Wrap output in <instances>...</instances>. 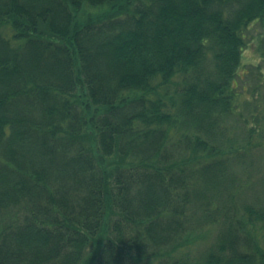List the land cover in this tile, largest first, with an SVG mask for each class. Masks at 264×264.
Returning a JSON list of instances; mask_svg holds the SVG:
<instances>
[{
    "label": "trees",
    "instance_id": "1",
    "mask_svg": "<svg viewBox=\"0 0 264 264\" xmlns=\"http://www.w3.org/2000/svg\"><path fill=\"white\" fill-rule=\"evenodd\" d=\"M254 24L264 0H0V264H193L196 233L264 264L228 125Z\"/></svg>",
    "mask_w": 264,
    "mask_h": 264
},
{
    "label": "rangeland",
    "instance_id": "2",
    "mask_svg": "<svg viewBox=\"0 0 264 264\" xmlns=\"http://www.w3.org/2000/svg\"><path fill=\"white\" fill-rule=\"evenodd\" d=\"M248 34L251 40L243 53L242 65L234 82L238 93L234 115L228 120L229 135L234 138L242 136L246 143L250 141L252 146L248 156L255 157L249 172H238L240 183L236 188L241 198L246 200L252 191H264V50L261 49L264 41L259 39L264 32L261 24H254ZM213 234L210 230V243L214 240ZM191 240L183 249L184 253L189 252L186 256L190 263L205 264L204 253L211 247L206 243L207 235L201 237L196 233ZM258 246L264 249V234L258 237ZM89 251L86 250L85 255Z\"/></svg>",
    "mask_w": 264,
    "mask_h": 264
}]
</instances>
